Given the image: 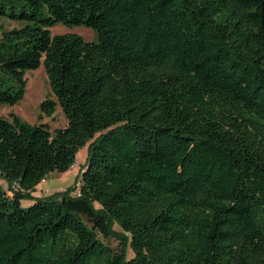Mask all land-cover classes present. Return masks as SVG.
<instances>
[{"label": "trees", "instance_id": "obj_1", "mask_svg": "<svg viewBox=\"0 0 264 264\" xmlns=\"http://www.w3.org/2000/svg\"><path fill=\"white\" fill-rule=\"evenodd\" d=\"M0 16L23 23L0 33V102L43 59L41 110L67 119L0 115V264H264V0H0ZM87 142L73 185L32 194Z\"/></svg>", "mask_w": 264, "mask_h": 264}, {"label": "rangeland", "instance_id": "obj_2", "mask_svg": "<svg viewBox=\"0 0 264 264\" xmlns=\"http://www.w3.org/2000/svg\"><path fill=\"white\" fill-rule=\"evenodd\" d=\"M23 23L19 20L9 19L6 16H0V33L2 29H11L14 27H20ZM51 35L61 33H76L81 35L85 40H96V32L86 25H72L68 26L62 23H56L49 27ZM24 77L26 79L25 91L21 99L14 104H8L0 102V115L5 118H10V114L14 113L18 115L22 120L35 124L46 123L50 130L57 127H63L67 123V119L61 110L59 104L55 105V109L51 115L45 114L41 110V102L44 99L56 100L55 95L52 93L47 74L44 67L43 59H41L40 65L35 69H29L25 72ZM88 142L82 146L76 155L75 163L64 172L53 171L44 178L32 192L35 196H42L53 193L54 191L63 190L70 187L76 181L78 173L82 168L87 157ZM2 186L7 189L5 181L0 179ZM78 185V182L76 183ZM77 193V190L73 192ZM29 199H23V205H29ZM116 230H120L117 225H114ZM105 243L112 247H117L118 240L116 238H110L104 240ZM127 255L133 254L130 247L127 248Z\"/></svg>", "mask_w": 264, "mask_h": 264}]
</instances>
